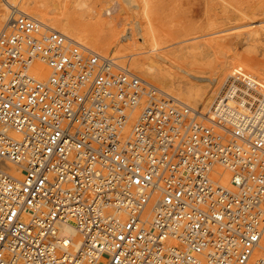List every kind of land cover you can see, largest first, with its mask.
I'll use <instances>...</instances> for the list:
<instances>
[{"label": "built area", "instance_id": "1", "mask_svg": "<svg viewBox=\"0 0 264 264\" xmlns=\"http://www.w3.org/2000/svg\"><path fill=\"white\" fill-rule=\"evenodd\" d=\"M219 103L203 123L13 14L0 30V163L20 178L0 167V264H264V106Z\"/></svg>", "mask_w": 264, "mask_h": 264}, {"label": "rangeland", "instance_id": "2", "mask_svg": "<svg viewBox=\"0 0 264 264\" xmlns=\"http://www.w3.org/2000/svg\"><path fill=\"white\" fill-rule=\"evenodd\" d=\"M6 1L23 12L31 14L37 11L42 22L53 30H59L56 19H67L84 32L81 35L91 40L86 44L73 35L68 34V37L102 56L116 59L118 65L133 73V59L153 57L155 53L162 55L191 46L198 55L187 62H175L195 76L215 77L219 70H212L211 73L210 68L218 62L226 63L227 69L219 79L224 84L218 89V100L225 95L227 83L232 84L233 80L229 77L233 70H238L243 78L248 75L257 78L264 86V0H135L136 4L128 5V8L126 4L122 5V0H0V12L5 11L9 17L12 12L6 10L5 6L10 9ZM82 1H85V5H80ZM123 6L125 11L121 9ZM6 20H0V29ZM135 25L140 27L142 34L145 28H154L153 36L160 48L157 52L142 50L145 52L132 57L129 50L115 51L111 45H105V42L121 44L125 30ZM96 39L101 41L102 47L93 45ZM151 40L148 41L149 47ZM240 62L247 67L238 65ZM170 72L174 70L170 69ZM176 77L182 84H199L180 74ZM148 82L182 103L176 91L164 89L156 81Z\"/></svg>", "mask_w": 264, "mask_h": 264}, {"label": "bare ground", "instance_id": "3", "mask_svg": "<svg viewBox=\"0 0 264 264\" xmlns=\"http://www.w3.org/2000/svg\"><path fill=\"white\" fill-rule=\"evenodd\" d=\"M6 3L10 7V9H8L5 6L6 10L11 11L12 14H11V16L8 17V15H6L5 11H3L2 13L0 12V20L7 18L5 24L7 23L9 18L12 17L13 14L25 15V16L43 24V26L47 30L62 34L64 36H66L69 40L74 42L75 44L82 46L83 48L89 50L92 53L97 54L98 56H101L104 58H110V59L114 60V62L117 64L116 59H113L111 57L102 56L101 54H99V53L89 49L88 47L82 45L80 42H77L74 39L68 37L67 36L68 34L73 35L74 37H76V39H78V41H81V42L86 43V44H89L88 41L91 40L86 35H81L83 31L78 26L70 24L67 19H59V18L56 19L57 20V28L59 30H57V29L53 30V29H50L49 26L45 25V23L42 22V20L40 19L41 15H39L37 13V11L31 12V14H30L27 12H23L22 10L15 8L14 6L10 5V1L9 2L6 1ZM121 3H122V5L126 4L127 8L131 5L136 4L135 0H122ZM80 5H85V1L80 2ZM124 6L121 8V9H124L123 11H125ZM134 11H136V10H134ZM4 25H3V27H4ZM112 28H114V27H112ZM143 31H145L144 34H142L140 27L135 25L134 27L127 28L125 30L126 35H123V37L124 36L125 37H124V39H122L121 44H113L112 45L111 43L105 42V45L106 44L111 45L113 50H115V51L116 50L117 51L123 50V52H124L125 50H129L131 52L130 56H132V57L136 56L137 54H140V53L142 54L143 52H145V51L141 52L142 50H148L150 52H157L160 48L158 47V44L155 42V38L153 36V34L155 33L154 28L152 26H149V27L145 28ZM148 39L149 40L152 39L151 43H150L151 44L150 47L147 46L148 43L150 42ZM128 42H129V44H128ZM92 43L94 46L98 45V47H102L100 40H97V39L93 40ZM103 47H105V46H103ZM121 47H123V49H121ZM194 51H196L195 48L189 46V47H185V48L176 49L170 53H166V54H162V55L155 53L153 55V57H143V58L133 59L132 60V69L135 71L136 74L133 73L132 71H130L129 69L128 70L145 82H148L151 80L156 81L157 83L162 85V87L164 89H170V91H176L178 93L177 97L179 96V98L182 99V103H181V101L179 102V100H176L175 98L174 99L177 102H179L181 105L188 107L189 110L191 112H193L194 114L198 113L199 116L200 115L203 116V119H205V120L201 119L203 123L209 122V120H210L209 118L212 117V115H213L212 112H213L215 106L220 104L219 102H221L224 99H227L228 105L234 106V108H237V110L239 107V109L243 112L251 110L255 106L256 103H259L260 106H264V86H263V84L261 85V83L258 81V79L251 76V75H248L245 78H243L242 77L243 75L241 76V74H239L240 72L238 70H233L230 72L231 75H230L229 79L233 80V82H232V84L227 83V91H226L225 95L223 96L222 100H218L217 99L218 92H219L218 89L224 84V82L221 84L219 79H220V76L227 69L226 63L225 62H220V63L218 62L213 66L212 69L210 68L211 73H212V70H213V72L215 71V69L219 70L217 76H215V77H213V76H211V77L195 76L194 74L189 72V70L179 66L175 62V60L187 62L190 59H194L198 55ZM215 53H218V52H215ZM199 55H202V53H199ZM243 63L240 62V63H238V65H241L242 67H247ZM238 65H235V66H238ZM118 66H120V65H118ZM170 69L174 70V72L173 73L170 72ZM32 71H33L32 74L34 75L35 79H37V80L45 81L47 79V77H49V72H48L47 68L45 67V65L41 64L40 62L35 63ZM177 74H180L182 77L189 78V80H191V81H196L199 84H197V85H193L192 83L182 84L181 81H179L177 79V77H176ZM227 75H228V73H227ZM238 80H240V81L238 82ZM238 88H240V89L238 90ZM158 89H159V87H158ZM159 90H161V89H159ZM238 91H239V93H238ZM162 92L164 94H167L165 91H162ZM170 93H172V92H170ZM167 95H170V94H167ZM227 95H228V97H230L232 99L228 100V98L226 97ZM221 104L223 105V103H221ZM132 123H133V121H131L126 126V128H125L126 133H129L131 126H132ZM0 162H3V161L0 160ZM0 167L2 168L3 172L8 173L15 178H20V172L18 171V169L15 165H13L11 163H0ZM227 179H228V175L224 174V178L222 179L221 183L226 184ZM146 218L148 219L149 216H146ZM58 230H59V233L69 242L71 251L76 250L77 248H79L81 246V244H82L81 236L78 234L76 228L72 224H70V223L60 224V225H58ZM74 248H76V249H74ZM255 257H263L264 258V242L262 243L260 250L255 252Z\"/></svg>", "mask_w": 264, "mask_h": 264}]
</instances>
